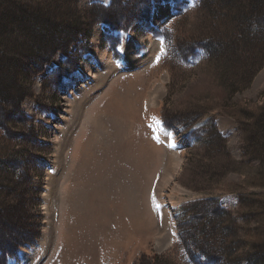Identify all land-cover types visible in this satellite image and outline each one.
<instances>
[{"label": "rangeland", "instance_id": "374dc122", "mask_svg": "<svg viewBox=\"0 0 264 264\" xmlns=\"http://www.w3.org/2000/svg\"><path fill=\"white\" fill-rule=\"evenodd\" d=\"M125 1L132 0H113L107 13L111 23L133 22L122 31L103 24L106 15L92 6L111 0H51V9L60 7L53 21L80 34L69 45L70 31L62 40L61 29L54 35L36 27L52 36L54 52L25 53L24 63L13 65L23 102L18 109V98L0 97V148L8 155L0 205L9 211L0 214V251L35 244L6 264H235L209 261L219 252L194 245L181 208L199 212L217 199L226 220L233 217L245 232L232 194L240 177H224L221 161L226 153L240 161L241 109L264 101V14L256 7L229 22L207 0L154 2L148 12L134 10L147 0ZM215 38L242 64L226 70L222 85L209 68ZM192 161L204 180L183 187ZM208 204L194 238L215 239L212 247L221 251L227 236L216 234L225 218ZM185 222L188 239L181 240Z\"/></svg>", "mask_w": 264, "mask_h": 264}, {"label": "trees", "instance_id": "16d2710c", "mask_svg": "<svg viewBox=\"0 0 264 264\" xmlns=\"http://www.w3.org/2000/svg\"><path fill=\"white\" fill-rule=\"evenodd\" d=\"M135 1L139 0L125 2L131 3ZM167 1L169 0H147V6L142 4L135 7L134 10L138 11L140 10V7H144L146 9L144 11L148 12L151 10L153 2L162 3ZM207 1L210 3L212 2V7H217V11H219L218 13H220V15L223 18H226L229 22H232L235 17L240 15L247 19L250 15H252L251 12H253L256 7V11L264 14V0ZM52 5L53 3L51 0H0V97L3 95L2 93L5 92V94L9 93V96L13 95V99L18 98V109L20 104L23 102V98L18 97L16 94L18 91H15V78H13V74H11V71L15 69L13 65L24 63L26 60L25 53L32 56L34 51L40 50L45 53H52L55 49L53 43L54 41L51 35L44 36L35 32L34 29L36 27L43 28L44 30L50 31L54 35L61 29L63 31L61 35L62 40L66 37L65 32L70 31L67 33L68 36L65 38L66 43L69 41L72 42V39H75L80 34V32L77 33V31L73 33L75 28L61 26L58 24L59 20L57 22L53 21L56 17L60 18L59 14L55 13L60 7L58 6L56 9H51ZM114 5L113 0H111V4L108 7H104L99 4H94L92 6L96 8L98 12L106 15L105 17L101 16V18L105 21L102 22L103 24L109 26L113 30H128L133 22H128L123 25H121L118 21L111 23V15L107 13L112 10V7H115ZM239 5H242L245 9L241 11ZM111 18L113 19V17ZM229 30L230 28H228V31ZM87 39H90V35ZM215 39L216 41L214 42L212 49L213 54L210 55L209 68L219 73L218 81L221 83L224 77H226V74H228L226 70L231 68L236 70V68L241 67L242 64L236 57L234 48L230 49L229 45L222 44L217 38ZM71 42L68 44L70 45ZM57 51L58 49L55 52ZM261 66L262 64L252 70L250 75L247 76L246 82L251 81L255 77ZM37 71V74H39V69H37ZM245 87H247V85ZM241 110L243 117L239 113L240 120H237L236 122L240 132V141L242 143L243 150L240 161L235 162L226 153L223 156L224 160L221 161V164L225 169L224 177L230 173H236L240 177L239 181L233 184V191H235V193L232 194L236 195L238 198V215L244 221L245 232H239V229H235L236 225L233 224L235 223V219L233 217L232 219L226 220L228 212L226 215H223L225 210H219L217 199H213L212 201L206 200L204 203H201L203 206L202 211L200 210L199 212H195L194 210L189 214L188 210H185L186 207L183 206L181 208V212L185 213V215L189 217V239H191L195 246H197L200 242L203 243L200 251H203V249L207 250L208 247L211 248L210 251H215L217 253L223 251L224 255L218 253L216 256L213 255L212 258L209 257V261L219 262L221 261V258L223 259V257H225L228 262L231 261L235 264H243V260L245 262L247 261V264H264V101L255 109L250 107L249 111L246 109ZM208 119L209 120L207 121L212 124L213 118ZM162 121L166 124L164 120ZM168 127L169 124H166V128ZM183 127H186V124H184ZM213 137V140H221V138H219L216 134ZM195 142H198L196 146L202 145L200 141L196 140ZM211 142L213 141H209V137H207L204 140L203 146L209 149V147H212ZM6 151V148H0V171L3 170L8 173V169L4 167V165L6 166L8 157ZM190 165V167H184L183 169L182 175H185V177L181 176V185L187 188L201 186L199 185V182L204 179L200 178L197 173V167L200 164H196V161H192ZM7 179L11 180V178ZM208 202L211 207L215 206V213L217 215H222L225 218L224 224L222 221L220 224L222 227H218L219 232L216 234V236H220L222 233L225 240L227 236V245L225 248L221 249V251H217L216 248L212 247L216 244L215 239L206 240L204 237L199 238V236L194 238L196 233L193 228L197 226L198 222H201L202 219L203 221L208 220L210 210V208L208 209ZM4 209L7 210V208L1 204L0 214L2 212L4 213ZM7 212L9 213L8 210ZM204 224L205 223L200 225L203 226ZM185 225L186 222L182 224V226L179 225L181 240L188 239V237H186L188 228ZM211 237L213 236H209V238ZM2 242H4L3 235L2 238H0V245ZM34 244V240H29L21 242L20 244L13 246L11 249L4 248V252L0 251V258H2L3 264H6L9 257H15L19 248L25 245L33 246ZM233 245H236L237 248L234 252H231ZM203 256L206 257V254Z\"/></svg>", "mask_w": 264, "mask_h": 264}, {"label": "bare ground", "instance_id": "6f19581e", "mask_svg": "<svg viewBox=\"0 0 264 264\" xmlns=\"http://www.w3.org/2000/svg\"><path fill=\"white\" fill-rule=\"evenodd\" d=\"M172 146V145H171Z\"/></svg>", "mask_w": 264, "mask_h": 264}]
</instances>
